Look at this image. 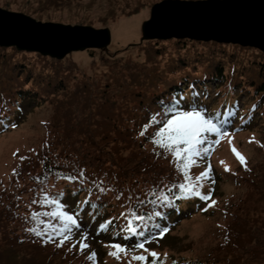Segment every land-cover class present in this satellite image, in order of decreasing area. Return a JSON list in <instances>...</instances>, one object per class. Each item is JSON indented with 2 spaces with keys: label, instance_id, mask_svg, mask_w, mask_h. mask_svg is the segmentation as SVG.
Masks as SVG:
<instances>
[{
  "label": "trees",
  "instance_id": "trees-1",
  "mask_svg": "<svg viewBox=\"0 0 264 264\" xmlns=\"http://www.w3.org/2000/svg\"><path fill=\"white\" fill-rule=\"evenodd\" d=\"M0 3L36 20H52L54 13L66 9L77 16L74 21L93 23L86 20L87 12L75 13L78 6L81 8L77 0ZM145 4L146 1L116 7L127 16L144 9ZM115 8L107 10L111 20ZM107 17L100 20L102 25L108 21ZM136 44L141 57L134 60L128 56L116 61L111 76L105 80L108 87L97 93L96 100L89 81L78 84L81 101L86 103L76 106L67 93L72 68L38 53L0 47V134L14 127L27 108L57 95H62L65 102L64 108L56 107L57 117L62 112L57 121L59 128L53 135V144L58 149L43 148L22 157L9 182L0 188V264H93V260L81 259L74 252L73 246L80 244L76 232L134 247L141 238L129 235V229L139 231L143 227L137 216L145 217L147 227L143 230L152 231V240L160 236L152 225L159 224L160 228L168 229L166 232L172 231L184 218L207 206V201L199 197L179 198L175 185L184 182L183 171L177 169L170 154L151 142L157 127L150 125L145 135H140L142 125L149 123L150 114L161 111V104L177 97L185 98L184 106L199 104L207 113L229 121L225 125L227 132L237 125L248 127L252 114L264 105V53L236 44L190 39L147 40ZM241 96L249 102L237 115ZM212 98L214 101L209 103ZM58 101L59 98L56 104ZM46 125L50 134L52 124ZM198 158L203 161L205 157ZM186 171L188 182L193 184L191 167ZM245 173L247 177L240 176L236 182L244 180L258 193L253 200H264L261 180L254 178L252 169ZM165 195L171 201L167 206L161 199ZM245 203L242 198L222 209V215H230L223 226L222 244L233 253L224 264H240L246 256L263 258L264 216L253 207L258 215L250 214ZM58 208L74 215L81 225L79 229L73 226L71 238L62 245L61 236L56 233L63 222L52 216ZM157 211L164 215L157 217ZM33 212L38 214L35 220ZM214 213L209 211L210 216ZM27 228L46 232L53 239L45 242L43 237L26 231ZM209 260L172 264H208Z\"/></svg>",
  "mask_w": 264,
  "mask_h": 264
},
{
  "label": "rangeland",
  "instance_id": "rangeland-1",
  "mask_svg": "<svg viewBox=\"0 0 264 264\" xmlns=\"http://www.w3.org/2000/svg\"><path fill=\"white\" fill-rule=\"evenodd\" d=\"M3 1L5 0H0V2ZM9 1H16L22 5L25 4V0ZM77 1L81 8L79 6H74L75 8L77 7L75 13L81 15L87 12L88 15L86 16V20L93 21V23L84 24L80 21H74L77 16H73L74 12L67 11L66 9L54 13L52 15L54 19L45 21L71 25L84 24L96 28L108 27L111 33V40L107 48L103 49V51L99 49H92V51H90L91 49L74 51L68 53L64 58L59 59L64 65H67L73 70L71 72L72 75L69 73L67 79V84H69L67 93L72 97L75 106L78 103H82L83 105L86 103L81 101L82 94L79 93L80 89L78 88V84L82 83L83 80L90 82L91 91L96 94L93 95V99L96 100L95 98L98 96L97 93H100L103 87H108V82L105 80L108 75L111 76L112 72L110 71L115 69L114 63L116 61L125 59L128 56L134 60L141 57L142 54L137 51L136 43L139 44L143 41H147H140L142 35L141 23L149 18L151 5L160 0ZM145 1L147 2V4H145L147 6L144 9L141 10L140 8L137 13L127 16L122 15L119 8L116 7L117 4L121 6L130 4L133 6L135 3ZM113 4L115 6H113ZM0 7L2 6L0 5ZM110 7H116V12L114 14L115 18L112 15L113 20H111V14L107 13ZM129 7L131 8V6ZM107 15L109 17H107ZM103 16H106V19H108L104 25L100 22V20L104 19ZM67 19H72V21H68ZM151 41L156 42L164 40L151 39ZM137 54L139 55L137 56ZM111 59H115V61L111 62ZM92 85H95L97 90H93ZM76 88L77 91H75ZM214 88L215 85L212 90ZM61 97L62 95H57L56 98H52V100L50 99L35 107L27 108L21 116L20 121H18L14 127L0 134V188L9 182L13 169L22 157L34 151H41L43 148H56L53 144V135L56 134L59 128L57 121L59 123L62 117V112L58 114L57 117L56 107L61 109L65 106V102ZM58 98L59 101L56 104ZM245 99L244 96L239 98L237 115L241 114V109L247 107L249 101ZM213 101L214 99L212 98L209 103ZM263 110L264 105L260 106L257 112L252 114L250 118L251 123L248 127L238 128L237 125L233 127V131H228L227 135L219 138L211 137L212 139H218L219 142L214 144L210 152L204 156L206 160L204 158L203 161H199L197 157V162L190 165L192 169V179L190 182L196 186L197 191H200L203 195L209 196V199L206 200L207 206L204 205L200 210L184 218V220L179 222L172 231L165 232L145 243L146 249L158 254L157 261L163 264H172L176 261L183 262L198 259L204 261V259L209 260V258H211L212 260H209L208 264H224V261L227 260L228 257L231 258L233 253L228 247L222 244L221 234L223 226L228 222L230 217V215H222V209L228 208L232 203L236 204L240 199L244 198L246 202L244 206L250 214L258 215L257 213L259 212L264 216V200H253L255 196H258V193H254L251 185L245 183L244 180L240 184L236 182L237 178L240 176L247 177L245 171L252 169L255 176L254 178L257 181L261 180L262 186H259L264 190ZM92 116L91 113L90 117ZM48 122L52 124L50 134H48L47 131L49 128L46 123ZM53 130L55 131L52 134ZM48 139L50 141L49 145L47 144ZM233 148L245 158L243 164L233 153ZM124 157L121 158L122 161H124ZM205 170H207L208 178L196 181V176ZM22 196L25 197V194H22ZM252 207L256 208L257 213L253 212ZM210 210L215 211L214 216L209 215ZM85 234L86 233H75L80 243H85L87 247L82 250L80 244H76V247L73 246L75 249L74 252L81 259L86 261L93 260V264H141L140 261L132 259L134 255L141 254L147 256L148 262H152L153 260L144 248L137 249L134 247H126L127 251L119 252V258H117L116 256L110 255L111 252L117 250L112 247L113 243H109L108 239H98V237L95 238L89 234H86L87 238L83 239ZM77 252H81L85 257L89 256V258L91 257V253H95V256L90 259H85L84 256ZM202 264H206V262ZM240 264H264V255L263 258L252 256L243 257Z\"/></svg>",
  "mask_w": 264,
  "mask_h": 264
},
{
  "label": "water",
  "instance_id": "water-1",
  "mask_svg": "<svg viewBox=\"0 0 264 264\" xmlns=\"http://www.w3.org/2000/svg\"><path fill=\"white\" fill-rule=\"evenodd\" d=\"M142 40L190 39L252 47L264 53V0H160L141 23ZM108 27L41 21L0 7V47L62 59L107 48Z\"/></svg>",
  "mask_w": 264,
  "mask_h": 264
},
{
  "label": "snow or ice",
  "instance_id": "snow-or-ice-1",
  "mask_svg": "<svg viewBox=\"0 0 264 264\" xmlns=\"http://www.w3.org/2000/svg\"><path fill=\"white\" fill-rule=\"evenodd\" d=\"M183 99L185 98L174 97L161 104V111L150 114L149 123L142 125V131L140 135H145L150 125H155L157 127L158 130L155 131L154 138L151 142L155 147H158L165 153L170 154L176 162L177 169L183 171L184 182H180L175 185V188L180 193L179 198L195 196L203 200H208L209 196L203 195L200 191L196 190L195 185L188 182L189 174L186 170L191 164L197 162V157L202 158L203 156L207 155L212 149V146L219 142L218 139H211V137L219 138L221 136L227 135L225 125L230 122L226 120H220L219 117L207 113L205 107L199 104L190 103L187 106H184ZM253 107H256V105H253ZM232 151L243 164L245 158L235 148H233ZM157 155H159V153H157ZM207 178V170H205L204 172H201L199 175H197L195 179L196 181H200ZM161 199L165 206L171 203L167 195ZM155 215L160 217L164 215V213L157 211ZM37 216V213H32L33 220H35ZM52 216H58L63 222L62 229L56 233V235L61 236L60 245H62L65 240L71 238L70 234L73 226L77 229L81 227V225L74 218V215L69 214L66 211H59V208L56 212L52 213ZM136 218L141 222L143 227L139 231H137L135 228L129 229V235L141 238L137 240L134 248H144L145 251L148 252L153 258L151 264H157L158 254L145 248V243L152 238L153 233L151 230H148L147 232L143 230L144 227H147V225L144 223L145 217L137 216ZM100 227L103 228L104 225L101 224ZM152 227L158 229V235H162L163 232L168 230L167 228H160L159 224L152 225ZM25 230L33 233L37 237H43L45 242H49L53 239L51 235L47 234L46 232H41L36 228H27ZM86 238L87 235L85 234L83 239ZM125 238L127 239V236ZM80 247L83 250L87 247V245L81 242ZM112 247L117 251L111 252L110 255L116 256L117 258H119V252L127 251L126 246L121 244H113ZM94 256L95 253H91V257ZM132 259L140 261L141 264H149L147 256L143 254L134 255Z\"/></svg>",
  "mask_w": 264,
  "mask_h": 264
}]
</instances>
